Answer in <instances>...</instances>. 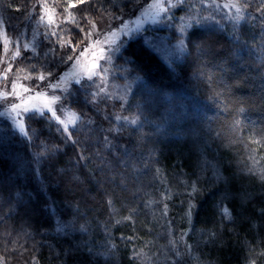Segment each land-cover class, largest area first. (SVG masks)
I'll return each instance as SVG.
<instances>
[{
  "label": "trees",
  "instance_id": "16d2710c",
  "mask_svg": "<svg viewBox=\"0 0 264 264\" xmlns=\"http://www.w3.org/2000/svg\"><path fill=\"white\" fill-rule=\"evenodd\" d=\"M60 1L77 5L76 40L141 0ZM34 2L0 0V13L15 27ZM235 2L243 18L197 2L153 30L183 38L171 64L128 40L112 64L129 94L87 107L74 89L71 140L48 115L28 118L26 137L0 132L5 264H264V95L239 82L253 68L264 88V0ZM189 15L214 18L181 34Z\"/></svg>",
  "mask_w": 264,
  "mask_h": 264
},
{
  "label": "rangeland",
  "instance_id": "374dc122",
  "mask_svg": "<svg viewBox=\"0 0 264 264\" xmlns=\"http://www.w3.org/2000/svg\"><path fill=\"white\" fill-rule=\"evenodd\" d=\"M163 2L164 0H141L123 11L100 15L98 18L92 20L96 23V31L99 35L94 34L90 39L85 40L75 53H72L71 46L79 44V41L84 39L85 33L92 30V25L88 23L80 38L76 40H74L71 35H68L72 33V30H77V25L71 23V10L68 4H62L59 0H35L33 5L37 6L33 9L32 5L27 11L25 21L15 27L9 26L0 13V19L4 22L3 25H0V112H3L5 109H10L13 103L21 105V107L16 110V112H19V116L16 112L0 115V132L5 133L8 130L26 137V135L20 131V125L22 123L24 125V131L27 132V120L30 113H24L23 108H40L52 119V113L48 111V108L45 107L46 105L55 109L57 116L63 121V124H59L53 119L59 129L63 131V128L66 126L70 132L81 119V113L72 106L74 101L69 100L72 96H69L66 101L62 99L60 102H52L51 97L53 94L61 97L67 95V92H61V89H68L71 93H73L72 91L74 89L75 92L80 90L82 95L79 97V99H81L79 101L84 102L87 107H97V104L103 100L110 101V99L125 98V96L129 94L131 88L128 84L120 83L116 80L115 75L117 72L114 70L112 61L114 57L119 54L121 48H123L127 41L136 36L141 35L144 42L165 63L171 64V61L175 57L184 52V44L180 43L181 39L175 42H168L163 39V37L153 33V30H156V28L169 26L170 20L174 18V11L176 8L171 9V11L167 13V16L171 17V19L165 18V13L162 12L160 8V4ZM171 2L174 3L175 0H171ZM197 2L200 3V0H186L184 5ZM210 3L211 0H205V4ZM215 3L219 5L234 3L239 6L235 0H215ZM164 6L166 7L167 4L164 3ZM219 9L230 16H239V13H237L234 8ZM30 12L33 13L31 18H29ZM41 16L44 18L43 23L39 22ZM113 16H115L116 19H113ZM53 33H55V35H53ZM108 33L114 34L107 35ZM96 40H100L101 43H95ZM105 40L114 43H105ZM61 41H70L71 46L62 48ZM6 42L7 51H5ZM25 44L30 46L27 50L23 47ZM117 46H120L119 50L111 53V60L98 59L102 55H108L109 50ZM18 48L21 55L15 60H12V54L17 51ZM85 48H88L87 52H84ZM101 49L105 51L102 53ZM206 50L209 52L210 48ZM81 52H84L83 56H80ZM60 55H64L65 59L67 55L80 56V62L75 66L73 62H68L67 64L61 63ZM28 57H31V59H28ZM31 65H35V71L32 70ZM94 65H98V67H94ZM9 66H11V68L6 74L7 79H5V69H8ZM45 68H49V70L55 74L54 79L49 77V80L53 83L59 80L61 76H64V80L60 81L59 87L54 93L52 89L35 87L36 83H41L43 86L49 82V80L43 82L36 80L38 74L43 72ZM101 69L103 70L102 72ZM91 71H96L98 73L97 76L94 77V83L86 79L87 73ZM225 72H227L228 75L229 73H237L238 71L232 67L226 69ZM240 73H242V75L239 82L254 90L255 93L262 98L264 95V88L256 83V71L253 68H245L242 72L240 70ZM29 77H31V79ZM77 79H82L83 82L90 85V87H88L87 90L81 88L80 85L75 83ZM13 81L16 82L15 91L20 93V97L9 95L5 100L3 98L4 94L13 92ZM218 83L220 87L228 89L222 81ZM239 85L241 86V84ZM239 85L235 84L234 86L239 88ZM25 87L33 90L25 92ZM101 88L104 89L103 92H100ZM38 92H44V94L37 96L36 93ZM93 93L97 94L95 98L92 95ZM89 94L91 95L89 96ZM21 97L23 99H21ZM62 104L65 105L63 111L60 110ZM96 111H98L97 108ZM261 116L257 115L254 119H262L263 117ZM72 121H74V123H72ZM64 134L67 135L65 132Z\"/></svg>",
  "mask_w": 264,
  "mask_h": 264
},
{
  "label": "snow or ice",
  "instance_id": "6c2138e0",
  "mask_svg": "<svg viewBox=\"0 0 264 264\" xmlns=\"http://www.w3.org/2000/svg\"><path fill=\"white\" fill-rule=\"evenodd\" d=\"M77 3L90 5L92 3V0H77ZM164 3L167 4L166 7L164 6ZM185 3H186V0H175L174 3L171 2V0H164V2L160 4V8H161V11L165 13V18L166 19H171V17L167 16V13L170 12L171 9H173V8H179L180 6H183ZM200 3H201V5H203L205 7H215L217 9H219V8H225V9L234 8L237 13H241L242 12L241 7L237 6L234 3L219 5V4L215 3V0H211L210 4H205V0H200ZM36 6L37 5H33L32 6L33 9ZM76 6L77 5L75 3H69L68 4L69 8H75ZM245 7H247V5H245ZM19 10L20 9H17V11H19ZM32 15H33V13L30 12L29 13V18H31ZM83 18L85 20L89 19V17L87 15H85ZM112 18L116 19L115 16H113ZM213 18L214 17L211 16V15L207 16V17H201V18H197L196 16L189 15V19L193 21V24L182 25L181 28H180V32H181V34H183V32L185 30V27H192L193 25H200L201 24V20H210V19H213ZM240 18H243V17L242 16H238L237 17V19H240ZM180 19H181V21H183L185 18L184 17H180ZM260 19H261L262 22H264V16H261ZM39 22H41V23L44 22L43 16H41ZM3 23H4L3 20L0 19V25H3ZM89 23L92 25V30H90V31L85 33L84 39L79 41V44H77L75 46H71V42L70 41H61L60 42L61 43V47L62 48H68L69 46H71L72 53H75L77 51L78 47L81 44H83L85 40L90 39L94 34L95 35H99V33L96 31V23H95V21L89 20ZM80 30H81V32H84L83 28H81ZM112 34H114V33H108L107 35H112ZM53 35H55V33H53ZM104 42L105 43H114V42H109L107 40H105ZM95 43H101V41L100 40H96ZM180 43L183 44V38H181ZM23 47H24L25 50H27L30 46L28 44H25ZM119 47L120 46H117L116 48L110 49L108 55H106V56L102 55L98 59L111 60V58H112L111 53H114V52L118 51ZM197 47L200 48L201 46L197 45ZM5 51H7V42L5 43ZM51 51H54V50H51ZM87 51H88V48H85L84 52H87ZM104 51H105L104 49H101L102 53ZM84 52H81L80 56H83ZM20 55H21V53H20L19 48H18L17 51H15L12 54L11 59L15 60ZM45 55H47V54H45ZM80 56L67 55V58L65 59L64 55H60V62L61 63H65V64H67L68 62H73L74 66H75L76 64H79ZM28 59H31V57H28ZM94 67H98V65H94ZM10 68H11V66H9L8 69H5V79H7V75L6 74H7L8 71H10ZM31 68H32L33 71H35V65H31ZM102 71L103 70L101 69V72ZM97 74L98 73L96 71H91V72L87 73L86 79L88 81H92L94 83L95 82L94 81V77L97 76ZM49 77H52L54 79L55 78V74L51 70H48L47 68H45L43 72L38 74V76L36 77V80L39 81V82H43V81L49 80ZM29 78L31 79V77H29ZM62 80H64V76H61L60 79L57 80L55 83L51 82L50 80H49V82L46 85H43V86L41 85V83H36L35 87L36 88L44 87L46 89H52L53 93H54V91L59 87L60 81H62ZM75 83L80 85V87L85 89V90H87V88L90 87V85L85 84L82 79H77L75 81ZM12 87H13V92L12 93H5L4 94L3 98L5 100L8 98L9 95L20 97V93L15 91V89H16V82L15 81H13ZM32 90L33 89H29L27 87L24 88L25 92H29V91H32ZM103 91H104V89L101 88L100 92H103ZM61 92H67V95L61 97L59 95L53 94L52 97H51V100H52L53 103L60 102L62 99L66 101L68 99V97L72 95L71 91H69L68 89H61ZM43 94H44V92L36 93L37 96H40V95H43ZM92 95L95 98V96L97 94L93 93ZM21 99H23V98L21 97ZM20 107H21L20 104L13 103V104H11L10 109H5L3 112H0V115L11 114L12 112H16V110L19 109ZM45 107H47L48 111H50L52 113V119H55L57 121V123H59V124H63V121L60 120L59 116H57L55 109L51 108L48 105H46ZM64 107H65V105L62 104L60 110L63 111ZM23 112L24 113H30V115L28 117L29 119H39V118H42V117H44L46 115V113L42 109L36 108V107H33V108L24 107L23 108ZM16 114L19 116V112H16ZM21 119H23V118H21ZM115 119L118 120V121L121 120V119H123L124 121H127L128 117L117 116ZM72 123H74V121H72ZM89 123H91V121H89ZM132 123H135V121H132ZM20 131L24 135H28V133L26 131H24V125L22 123L20 125ZM63 131L65 133H67V139L71 140L72 139L71 132H69V130H68V128L66 126L63 128ZM105 139H107V138H105ZM74 142H76V141H74ZM260 178L262 180H264V176H261ZM192 191L193 192H198L199 190H198V188L195 185H193ZM194 207H195V205H192V204L189 205L190 210L193 209ZM222 211L225 214V217L227 218L228 217V209L225 208ZM261 214L264 215V209L261 210ZM177 255H179V253H177ZM0 264H5V261H4L3 258H0ZM253 264H254V262H253Z\"/></svg>",
  "mask_w": 264,
  "mask_h": 264
}]
</instances>
